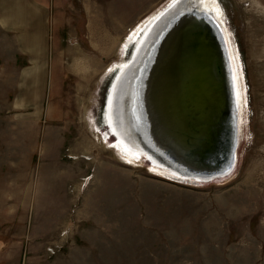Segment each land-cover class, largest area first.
Segmentation results:
<instances>
[{"label": "rangeland", "instance_id": "374dc122", "mask_svg": "<svg viewBox=\"0 0 264 264\" xmlns=\"http://www.w3.org/2000/svg\"><path fill=\"white\" fill-rule=\"evenodd\" d=\"M165 1L57 0L47 132L1 129L3 150L30 152L31 196L29 205H0V234L9 241L0 264H264V0H218L248 100L246 142L225 180L182 186L144 162L124 164L86 120L90 110L98 119V79L127 36L128 29L112 43L116 20L143 17ZM90 15L114 28H91ZM0 80L5 100L12 77Z\"/></svg>", "mask_w": 264, "mask_h": 264}, {"label": "water", "instance_id": "95a60500", "mask_svg": "<svg viewBox=\"0 0 264 264\" xmlns=\"http://www.w3.org/2000/svg\"><path fill=\"white\" fill-rule=\"evenodd\" d=\"M190 16L195 21L185 19L168 42L167 62L145 80L139 111L150 105L149 117H142L148 121L144 136L151 139L143 138L146 148L167 165L210 182L215 172L227 175L234 166L236 104L220 28L207 16ZM140 56L143 63L146 55ZM159 70L168 77L156 75Z\"/></svg>", "mask_w": 264, "mask_h": 264}, {"label": "bare ground", "instance_id": "6f19581e", "mask_svg": "<svg viewBox=\"0 0 264 264\" xmlns=\"http://www.w3.org/2000/svg\"><path fill=\"white\" fill-rule=\"evenodd\" d=\"M223 12L222 5L218 0H166L144 16L140 23L127 34L126 38L128 40L125 41L126 38L124 39L125 42H122L117 53L119 59H115L110 63L100 76V80L98 79L95 93L96 101L98 97L103 99L102 103H98V111H100L98 119L94 117L91 110L87 114L88 116L85 114L86 120L90 123L93 131L92 133H96L97 138L101 142L104 141L106 146L125 162L124 164L136 165L144 162L152 174L160 178L165 177L166 180L175 184L190 187L225 180L227 176L236 171L238 159H240L238 158V151L243 139L245 141L246 138L245 125L247 120L245 109L248 100L246 99L244 79L241 76L234 39L226 15ZM190 14L197 17L207 16L220 28L218 31L227 51V58L222 53L223 59L227 65L230 87L236 104L234 166L227 172V175L219 171L215 172L210 182L200 180L201 176L190 175L167 165L158 157L159 153L157 151L155 153L158 156L148 150L143 138L151 139L147 135V137L144 136L142 128L148 126L146 118L149 117L147 114L151 111L150 105L146 103L144 106L143 103L141 111H139L140 103H142V91L146 85L145 80L151 75L153 77L152 72L159 65H164L167 62L166 59L169 55L167 51L168 42L172 40L178 26L184 23L187 24L188 22L184 21L185 19L195 21V17H191ZM144 55L146 57L143 59V63L142 61L139 63V56ZM156 75H159L160 78H167L169 73H161V70H159ZM226 77L228 78V74ZM104 82L106 83L105 87H103ZM155 84L154 87H157ZM142 117L146 118L143 119ZM131 122L135 123V128L140 137L137 138L132 133Z\"/></svg>", "mask_w": 264, "mask_h": 264}, {"label": "crops", "instance_id": "0c3cea01", "mask_svg": "<svg viewBox=\"0 0 264 264\" xmlns=\"http://www.w3.org/2000/svg\"><path fill=\"white\" fill-rule=\"evenodd\" d=\"M56 6L57 0H0V74L11 76L13 85L11 96L7 95L5 100L0 99V142L3 126L10 130L16 126L26 129L44 126V132H47L49 113L45 96L49 73L51 18H54ZM143 12H138L135 18L131 16L127 20H116L120 22L116 24L113 44L121 42L119 38L124 30L128 29L125 33L127 35L134 28L133 21ZM60 15L64 23V13ZM88 22L92 23L89 24L91 28H114L99 22L94 15L88 16ZM2 83L0 80V86ZM29 162L30 152L3 150L0 143V205L30 204ZM75 179L76 177L73 180ZM6 236L0 234V257L5 254L9 244Z\"/></svg>", "mask_w": 264, "mask_h": 264}]
</instances>
